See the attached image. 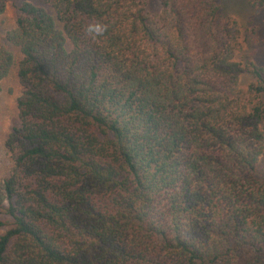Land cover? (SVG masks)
Masks as SVG:
<instances>
[{
	"label": "trees",
	"instance_id": "obj_1",
	"mask_svg": "<svg viewBox=\"0 0 264 264\" xmlns=\"http://www.w3.org/2000/svg\"><path fill=\"white\" fill-rule=\"evenodd\" d=\"M151 1L24 2L18 62L0 38V264H264V68L222 0Z\"/></svg>",
	"mask_w": 264,
	"mask_h": 264
},
{
	"label": "rangeland",
	"instance_id": "obj_2",
	"mask_svg": "<svg viewBox=\"0 0 264 264\" xmlns=\"http://www.w3.org/2000/svg\"><path fill=\"white\" fill-rule=\"evenodd\" d=\"M24 2L46 7L44 0H9L6 10L0 16V38L8 49L13 51L17 62L21 59L20 52L6 40L7 33L15 27L19 16L18 8ZM224 15L233 18L241 32L243 49L237 53V61L243 64L248 60L264 68V10L259 11L252 7L251 0H222ZM150 15H158L161 7L156 0L148 5ZM23 93L17 68L0 82V177L9 175L13 162L6 148V140L12 128L18 125L17 101ZM260 175L264 178V157L259 163ZM1 234V233H0Z\"/></svg>",
	"mask_w": 264,
	"mask_h": 264
}]
</instances>
